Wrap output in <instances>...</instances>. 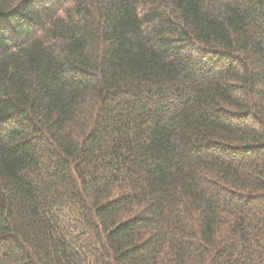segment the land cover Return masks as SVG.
Returning a JSON list of instances; mask_svg holds the SVG:
<instances>
[{
	"label": "trees",
	"instance_id": "obj_1",
	"mask_svg": "<svg viewBox=\"0 0 264 264\" xmlns=\"http://www.w3.org/2000/svg\"><path fill=\"white\" fill-rule=\"evenodd\" d=\"M0 264H264V0H0Z\"/></svg>",
	"mask_w": 264,
	"mask_h": 264
}]
</instances>
